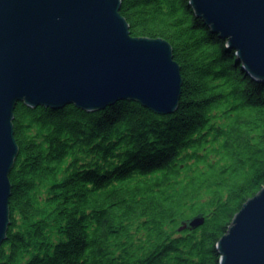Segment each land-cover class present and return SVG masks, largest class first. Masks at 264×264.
I'll list each match as a JSON object with an SVG mask.
<instances>
[{
    "label": "trees",
    "instance_id": "16d2710c",
    "mask_svg": "<svg viewBox=\"0 0 264 264\" xmlns=\"http://www.w3.org/2000/svg\"><path fill=\"white\" fill-rule=\"evenodd\" d=\"M120 15L132 37L171 45L178 109L17 103L0 264H220L218 242L264 186V84L189 0H121Z\"/></svg>",
    "mask_w": 264,
    "mask_h": 264
},
{
    "label": "water",
    "instance_id": "95a60500",
    "mask_svg": "<svg viewBox=\"0 0 264 264\" xmlns=\"http://www.w3.org/2000/svg\"><path fill=\"white\" fill-rule=\"evenodd\" d=\"M196 18L264 83V0H189ZM121 0H0V244L10 224L9 173L18 155L13 111L22 102L100 111L119 101L173 114L182 77L171 45L132 37ZM196 216L182 223L195 230ZM220 264H264V186L234 216L217 244Z\"/></svg>",
    "mask_w": 264,
    "mask_h": 264
},
{
    "label": "bare ground",
    "instance_id": "6f19581e",
    "mask_svg": "<svg viewBox=\"0 0 264 264\" xmlns=\"http://www.w3.org/2000/svg\"><path fill=\"white\" fill-rule=\"evenodd\" d=\"M228 49H229V48H228ZM230 50H232V49H230ZM234 52H235V51H234ZM235 55H236V53H235ZM263 84H264V83H263ZM119 102H120V101H119ZM178 104H179V103H178ZM68 106H69V105H68ZM73 106H74V105H73ZM112 106H113V105H112ZM108 107H111V106H108ZM108 107H107V108H108ZM63 108H65V107H63ZM63 108H61V109H63ZM76 108H77V107H76ZM144 108H145V107H144ZM105 109H106V108H105ZM146 109H147V108H146ZM177 109H178V108H177ZM58 110H59V109H58ZM103 110H104V109H103ZM83 111H84V110H83ZM95 112H97V111H95ZM175 112H176V111H175ZM175 112H174V113H175ZM174 113H173V114H174ZM170 115H172V114H170ZM165 116H169V115H165ZM177 231H180V232H181V231H184V230H182V227H181V228H179Z\"/></svg>",
    "mask_w": 264,
    "mask_h": 264
},
{
    "label": "rangeland",
    "instance_id": "374dc122",
    "mask_svg": "<svg viewBox=\"0 0 264 264\" xmlns=\"http://www.w3.org/2000/svg\"><path fill=\"white\" fill-rule=\"evenodd\" d=\"M239 64V63H238ZM241 65V64H240Z\"/></svg>",
    "mask_w": 264,
    "mask_h": 264
}]
</instances>
